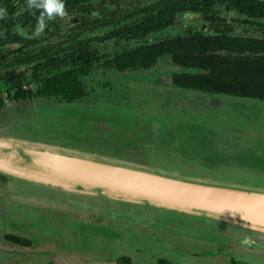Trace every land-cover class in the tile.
<instances>
[{"label": "rangeland", "instance_id": "rangeland-1", "mask_svg": "<svg viewBox=\"0 0 264 264\" xmlns=\"http://www.w3.org/2000/svg\"><path fill=\"white\" fill-rule=\"evenodd\" d=\"M138 1L147 3L151 0ZM115 2L113 6L118 5ZM219 10L225 20L234 27L232 33L239 35L250 33V28L247 31L243 30L247 27L246 24L241 22L243 16L234 11L226 12L221 7H219ZM95 15L96 13L90 17ZM88 19L90 18H81L77 14H67L63 19L57 18L61 25L59 29L54 26H47L40 36L51 37V34H55L57 39L62 38L70 26ZM47 28H49V31H47ZM103 30L99 29L94 33L101 34ZM15 31L25 36H35L36 26L23 27L18 23L15 26ZM193 32L212 33L213 30L208 27V22L202 19L199 14L186 13L179 17L176 25L150 36L148 40L155 41L167 36ZM5 38V29L0 28V46L4 50H8L9 45L6 43ZM144 41L115 42L111 39L98 42L94 46L101 53L111 57L116 52L142 44ZM13 58L12 56L9 57L7 62H10ZM12 66L26 71L28 77L24 81V87L36 92L40 83L31 79L29 66L24 64H14ZM187 70L188 68L171 62L167 55L158 58L157 62L148 69L126 72L108 69L103 67L102 63H98L88 75L81 77L87 95L80 101L70 103L60 101L55 97L34 96L28 99H9L8 96L13 95V90L8 84L1 81L0 98L3 100V105L0 108V134L5 126L13 130L18 129L22 134L24 130L32 131L37 127L42 128L44 125L49 124H58V126H62L67 130H72L79 125L90 124L89 118L92 122L97 120L96 118H104L105 114H102L100 109L106 106L116 107L120 113H116L113 119L122 125L124 123L125 128L131 127L132 129L128 130L129 133H135L133 131L136 129L137 136L140 133V136L143 135L141 138L142 144L147 146L148 142L150 143V140L147 139L148 130L150 129L147 128L148 122L143 119L148 114L155 116L154 113L195 114L204 123H207V116L212 117L211 122H216L218 118H224L243 123L257 132L264 131L261 130L264 127V100L236 97L223 93H210L170 84L169 76L171 72ZM81 107H84L85 110H75ZM58 109L69 110L67 112L70 115L73 113L72 117H63L65 119L59 121V115L55 113ZM134 113L138 117L135 120L143 126L141 131H139L141 126L137 122L133 121L132 125L126 122L132 121L131 114ZM160 114H157L152 120L162 124L163 120L161 118L163 116ZM188 116L193 118L194 115ZM180 118L182 119V116ZM226 120L223 121L224 124L229 125V123H232V121L228 123ZM198 122L202 123L201 121ZM64 128L60 130L66 132ZM202 129L201 126H198L193 131L198 132ZM171 130L173 131V128ZM116 133L122 135L121 130ZM259 137L260 139L254 145L264 141L263 137ZM104 141L110 142L109 140ZM159 142L161 141L156 139L155 143L159 144ZM143 152L148 160L153 158L150 151L148 155L146 151ZM187 154L194 155L190 152ZM185 156L188 155L182 157ZM148 160L146 159L144 164H152ZM154 163L162 166L164 164L169 165V167L173 166L172 168L175 169L185 166L180 160L178 162H167L158 159ZM186 165H190L189 167L192 168L191 165L195 164ZM197 165L193 168H196ZM254 174L250 173L249 175L253 179H235V181L264 186V182L260 181L262 178H258L257 174ZM16 187L17 184L8 175L0 172V221H5L3 222V229L0 231L1 235L9 229L6 226V220L11 218L16 224L22 225L23 234L34 237V246L36 247L32 251L45 246L57 249L53 244L59 243L54 242L56 240L55 232L50 233L48 231L55 228L57 219L56 228L63 230V218L65 217H63V212L56 209L54 205H47V202H55V197L37 194L35 195L36 199L34 194L28 193L26 196L29 199L22 200L20 197L23 196L24 198L25 196L18 193ZM96 200L92 198V206ZM70 202L74 203L75 209L71 215L73 224L69 228L71 231L70 240L73 239L71 244H81L84 240V248L96 257L98 264H104L103 262L106 264H121L125 257L129 258L130 264H264V243L250 241L244 236L225 233L211 225H200L194 221L174 216L147 215L135 209H119L120 206H117L116 209L110 206L105 208L97 204L96 207H92L91 211L87 210L88 212H86L84 207H80L82 204L80 202L83 201L74 199ZM106 202L109 203V201ZM133 217L137 218V225L131 223L130 220ZM85 221L88 229L82 227ZM7 222L9 221L7 220ZM46 226H48V230H45ZM83 235H85L84 238ZM67 245L68 243H65L64 247H67ZM4 246L6 245L1 244L0 248ZM5 248L0 250V261H4V258L8 260L6 257L10 256V264L15 263L18 258L17 254H3L1 251H6ZM70 255L74 256L73 254ZM30 261L32 260L23 261L20 264H30Z\"/></svg>", "mask_w": 264, "mask_h": 264}, {"label": "trees", "instance_id": "trees-1", "mask_svg": "<svg viewBox=\"0 0 264 264\" xmlns=\"http://www.w3.org/2000/svg\"><path fill=\"white\" fill-rule=\"evenodd\" d=\"M126 1V2H124ZM64 0L67 14L90 18L70 26L64 37L25 36L15 26H36L40 10L28 9L27 0H0V28L5 29L8 50L0 46V82L13 90L9 99L34 96L55 97L76 102L87 95L81 77L98 63L120 72L148 69L162 56L187 71L170 73V84L210 93L264 100V0ZM115 2V4H116ZM219 6L245 16L241 22L250 33L234 34L229 29L217 33H185L155 41L149 37L176 25L184 13H200L211 24H220ZM126 7V9H124ZM96 13L94 17H90ZM47 26L61 27L57 19ZM104 29L103 33H94ZM49 31V28H47ZM56 38V39H55ZM145 40L111 57L94 44ZM14 57L10 62L9 57ZM14 64L28 65L30 77L40 83L36 92L24 87L28 75ZM10 66V67H9ZM9 67V68H8ZM3 100L0 98V108ZM8 239L17 240L19 238ZM29 244L30 241L24 242ZM121 264H130L128 257Z\"/></svg>", "mask_w": 264, "mask_h": 264}, {"label": "water", "instance_id": "water-1", "mask_svg": "<svg viewBox=\"0 0 264 264\" xmlns=\"http://www.w3.org/2000/svg\"><path fill=\"white\" fill-rule=\"evenodd\" d=\"M89 123L72 130L49 124L24 130L25 134L4 127L0 134V172L17 184L15 189L25 196L20 197L22 200H27L28 193L34 197H55L56 201L48 204L76 199L83 201L80 207L86 212L97 204L116 209L120 206L119 209H135L147 215L188 219L264 243L263 185L214 177L225 174L213 171L218 164L209 163L205 155L185 153L193 151V145L172 146L170 151L164 142L150 140L148 149L153 158L143 159L152 164H144L134 141L120 146L126 140L111 135L109 127L101 128L104 125L97 120ZM184 155L188 156L183 158ZM158 159L180 160L185 166L175 169L155 164ZM186 164L198 165L190 168ZM249 175L238 178L253 179ZM92 198L97 199L93 206ZM71 208L75 210L74 203ZM35 251L53 254L55 264L95 263L77 256L67 257L51 246Z\"/></svg>", "mask_w": 264, "mask_h": 264}, {"label": "crops", "instance_id": "crops-1", "mask_svg": "<svg viewBox=\"0 0 264 264\" xmlns=\"http://www.w3.org/2000/svg\"><path fill=\"white\" fill-rule=\"evenodd\" d=\"M77 111L85 110L84 107L75 109ZM69 110L58 109V117L59 121L64 120L63 117H68L71 115L67 112ZM102 114H105L104 118H97V122L104 126L101 128L105 129V127L110 128V134L116 138H123L126 140L124 143H121L120 146H123L127 143L135 142V146L137 147V153L142 162H145L143 157H146L143 151H146L147 155L149 153L148 146L142 144L141 133L137 136L136 129L135 133H129V128H125L123 125L118 123L113 119L116 113H120L116 107L106 106L105 108L100 109ZM142 114V113H141ZM144 114V113H143ZM160 114V113H154ZM132 121H126L129 125H132V122L135 121L138 117L136 114H131ZM155 115V116H156ZM163 117L162 124H159L157 121H153L155 118L153 114H148L143 120L148 122L147 128L149 135H147V139L155 141L159 137H161V142H164L168 146L171 151V147H176L177 145H193V151H185V153H195L199 155H205L206 160L209 163H217V168L213 171L220 172L222 171L225 175L214 174V177L220 178H236L239 179L238 176H244L245 173H255L258 178L264 179V141L259 142L257 145H254L255 142L260 139L259 136L264 138V131L257 132L250 129L248 126L243 123L236 122L234 120L218 118L216 122H211L212 117L207 116V123H204L200 118H198L195 114H172L168 112L161 113ZM188 115H194L193 118ZM62 116V117H61ZM182 116V119L180 118ZM76 117V116H74ZM52 118V117H51ZM88 119V118H87ZM53 120V118H52ZM231 122L229 125L224 124V122ZM89 121L91 122L90 118ZM201 121L202 123H199ZM224 121V122H223ZM223 122V123H222ZM138 123V122H137ZM139 124V123H138ZM150 124V125H149ZM139 126H141L139 124ZM171 126V127H170ZM201 126L203 129L194 132L193 129ZM115 127V128H114ZM143 126L139 127V131ZM173 128V131L171 130ZM132 129V128H131ZM108 130V129H105ZM121 130L122 135H118L116 132ZM264 130V127L261 128ZM113 132V133H112ZM152 141V142H153ZM202 146L203 148H201ZM148 149H146V148ZM258 171V173L256 172ZM241 173V175H238ZM254 174V175H255ZM1 195V194H0ZM27 202V201H26ZM25 203V202H23ZM37 250V249H36ZM33 253H47L44 251H32ZM28 252V251H25ZM61 252V251H60ZM62 253V252H61ZM51 254V253H48ZM65 255L64 253H62ZM52 255V254H51ZM67 257L71 255H65ZM55 256H54V264H55ZM30 264H49L44 260H32ZM106 264V263H105Z\"/></svg>", "mask_w": 264, "mask_h": 264}, {"label": "flooded vegetation", "instance_id": "flooded-vegetation-1", "mask_svg": "<svg viewBox=\"0 0 264 264\" xmlns=\"http://www.w3.org/2000/svg\"><path fill=\"white\" fill-rule=\"evenodd\" d=\"M219 7L223 8L226 12L234 11V12L238 13L236 10L227 9L225 6H219ZM219 7H217L218 8V14L217 15L222 17L224 19V21H222L220 24H211L207 21L208 27L211 30H213L212 33H217L218 31H224V29H229V31L231 30V32H232L234 30V27L231 26V24L225 20V18L219 12L220 11ZM188 13H191V12H188ZM184 14H186V13H184ZM195 14H199L201 16V18L204 19L200 13H195ZM239 15H241V14H239ZM241 16H243V15H241ZM243 18H245V16H243ZM47 205H50V204H47ZM51 205H54L56 207V209H59L61 212H63V215H64L63 217H65V218H63L64 219L63 220L64 228L62 226L63 230H59L58 228H56V222L58 220L57 219L55 221V228L48 231L50 233L55 232L54 234L56 235V240L54 242H59V243H53L52 242L55 245V247H57V249L59 251H61L62 253H64L65 255L73 254L74 256H77L81 259H89L95 263H99L97 261L96 257H94V255H91L87 251V249L84 248L85 247V241L84 240L81 242V244L80 243L71 244V243H73V239L70 240L71 231L69 228H70V226H72L71 224H73V220H72V216H71L72 212H73L71 206L73 205V203L70 201H65V202H58L57 204H51ZM7 220L9 222H7ZM7 220H6V223H7L6 226L9 229L5 230L2 233V235L0 232V247H1V244H4L6 246L2 247L0 250H3L6 247L5 248L6 251H1V252H3V254H6V255L17 254V256H18L17 261L13 264H20L23 261L25 262V261L37 260V259L46 260V262H48L49 264H54V256L53 255L48 254V253H33V252H31L30 250H32L34 247H36V246H34V244H35L34 237L31 235L23 234V227L21 224H16L13 221V219H11V218H8ZM130 221L132 224H136V222H137L136 219H132ZM3 222H5V221L4 220L0 221V231H1V229H3V226H4ZM87 223H89V222L87 221ZM82 227L88 229L86 221H85L84 225H82ZM45 230H48V226H46ZM8 236H12V238H14V237L19 238V240L22 241L23 243H20L14 239H8L9 238ZM84 236L85 235H83V238H84ZM26 241H30V243L25 244L24 242H26ZM65 243H68L67 247H64ZM60 244H62V245H60ZM57 245H59V246H57ZM25 251H28V252H25ZM9 257L10 256L6 257V259H8V260H5V258H4V261L1 260L0 263L10 264ZM103 263H105V262H103Z\"/></svg>", "mask_w": 264, "mask_h": 264}, {"label": "clouds", "instance_id": "clouds-1", "mask_svg": "<svg viewBox=\"0 0 264 264\" xmlns=\"http://www.w3.org/2000/svg\"><path fill=\"white\" fill-rule=\"evenodd\" d=\"M27 7L30 10H40V14L37 17L36 31L34 33L36 36L44 33L49 21L57 18L63 19L67 16L64 0H27ZM3 15L4 13L0 11V16Z\"/></svg>", "mask_w": 264, "mask_h": 264}, {"label": "bare ground", "instance_id": "bare-ground-1", "mask_svg": "<svg viewBox=\"0 0 264 264\" xmlns=\"http://www.w3.org/2000/svg\"><path fill=\"white\" fill-rule=\"evenodd\" d=\"M176 247V246H175ZM221 256V255H220Z\"/></svg>", "mask_w": 264, "mask_h": 264}]
</instances>
